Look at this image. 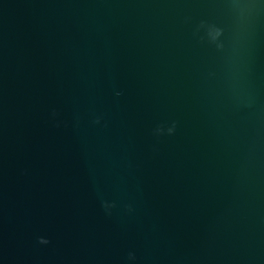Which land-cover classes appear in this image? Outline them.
Returning a JSON list of instances; mask_svg holds the SVG:
<instances>
[{"label":"water","instance_id":"1","mask_svg":"<svg viewBox=\"0 0 264 264\" xmlns=\"http://www.w3.org/2000/svg\"><path fill=\"white\" fill-rule=\"evenodd\" d=\"M0 264H264V0H0Z\"/></svg>","mask_w":264,"mask_h":264},{"label":"clouds","instance_id":"2","mask_svg":"<svg viewBox=\"0 0 264 264\" xmlns=\"http://www.w3.org/2000/svg\"><path fill=\"white\" fill-rule=\"evenodd\" d=\"M202 27H203V25H202ZM213 31L215 33V35L213 36V40H215V38L218 37L221 33H220V31L218 29H214L213 28ZM217 47H220V45H217ZM174 129H175V125H173V127L171 129H169L170 134H172V132L174 131ZM40 243L46 244V243H48V241L41 239L40 240Z\"/></svg>","mask_w":264,"mask_h":264}]
</instances>
